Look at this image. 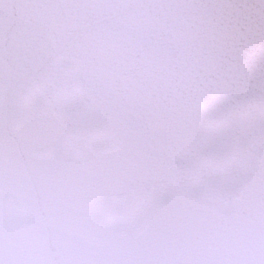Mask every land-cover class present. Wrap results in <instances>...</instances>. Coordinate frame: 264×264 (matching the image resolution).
Wrapping results in <instances>:
<instances>
[{"label": "snow or ice", "instance_id": "1", "mask_svg": "<svg viewBox=\"0 0 264 264\" xmlns=\"http://www.w3.org/2000/svg\"><path fill=\"white\" fill-rule=\"evenodd\" d=\"M0 264H264V0H0Z\"/></svg>", "mask_w": 264, "mask_h": 264}]
</instances>
